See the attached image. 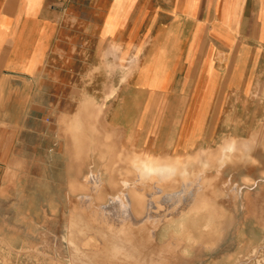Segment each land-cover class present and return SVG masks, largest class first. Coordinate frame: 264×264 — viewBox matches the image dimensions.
Returning <instances> with one entry per match:
<instances>
[{"label":"crops","instance_id":"0c3cea01","mask_svg":"<svg viewBox=\"0 0 264 264\" xmlns=\"http://www.w3.org/2000/svg\"><path fill=\"white\" fill-rule=\"evenodd\" d=\"M261 88L264 0H0L8 176L26 144L45 157L47 118L77 116L84 95L104 98L107 123L162 155L214 138L223 116L238 129L239 98Z\"/></svg>","mask_w":264,"mask_h":264},{"label":"rangeland","instance_id":"374dc122","mask_svg":"<svg viewBox=\"0 0 264 264\" xmlns=\"http://www.w3.org/2000/svg\"><path fill=\"white\" fill-rule=\"evenodd\" d=\"M103 85H97L99 90ZM260 90L254 99L239 98L238 129L231 128L235 116H223V130L186 153L157 155L144 142L137 144L128 131L107 123L102 97H81L73 118H47L45 157L39 160L38 149L27 146L38 143L31 137L22 139L26 148H20L18 157L21 160L25 153L28 161L11 163L9 176L7 164L0 163V264H71L78 255L70 240L81 246L104 241L78 214V197L93 194L83 179L90 171L101 172L107 181L95 195L100 202H108L109 194L122 189L123 179L138 181L131 193L137 205L141 200L144 204L137 206L135 216L141 223L148 216L162 221L154 234L159 244L170 247L162 264H264V89ZM148 160L176 169L170 176H142L140 168ZM184 174L194 182L190 187L197 191V202H191L190 193L188 203L174 195L183 188Z\"/></svg>","mask_w":264,"mask_h":264},{"label":"bare ground","instance_id":"6f19581e","mask_svg":"<svg viewBox=\"0 0 264 264\" xmlns=\"http://www.w3.org/2000/svg\"><path fill=\"white\" fill-rule=\"evenodd\" d=\"M175 169V166L155 164L148 160L142 164L140 172L142 176L151 175L152 173H158L161 176H170ZM199 174H201V172ZM83 179L86 185L92 186L93 194L78 195V201L76 200L80 206L78 214L87 225V228L91 226L97 229L105 239L100 242H90L83 246L70 240V242L74 244L75 255H78V261L77 258H73L74 260H70L71 264H162L163 258L170 252L169 244L167 242H165L167 244H159L154 235L158 224L162 221L159 223L160 219L158 217L155 221L152 216H148L147 218L144 217L143 219L146 218V220L141 223V218L138 219L135 216V209L138 208L137 206H139L140 203L142 205L144 204L141 200L139 205H137L131 193V188L135 187L138 181L133 182L123 179L121 181L122 189L115 194H109L108 202H100V199H97L95 195H98L100 188L107 184L101 172L90 171ZM194 180L196 179L194 178ZM181 183L183 186L182 190L174 195H176L178 199L180 198L181 202L185 201L188 203L191 199V202H197V191L190 187L194 182L184 174ZM187 193H190L191 199L190 197H186ZM211 219H213L212 216ZM207 225L206 223L205 227ZM110 258L113 260L112 262L108 261ZM56 261L58 264H63L61 260Z\"/></svg>","mask_w":264,"mask_h":264}]
</instances>
